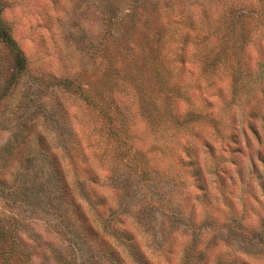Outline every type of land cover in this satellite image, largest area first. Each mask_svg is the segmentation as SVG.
Instances as JSON below:
<instances>
[{"label": "rangeland", "instance_id": "1", "mask_svg": "<svg viewBox=\"0 0 264 264\" xmlns=\"http://www.w3.org/2000/svg\"><path fill=\"white\" fill-rule=\"evenodd\" d=\"M0 8V264H264V0Z\"/></svg>", "mask_w": 264, "mask_h": 264}, {"label": "trees", "instance_id": "2", "mask_svg": "<svg viewBox=\"0 0 264 264\" xmlns=\"http://www.w3.org/2000/svg\"><path fill=\"white\" fill-rule=\"evenodd\" d=\"M0 39L1 41L6 44L9 47V50L12 54L13 57V67H14V71L12 74V80L10 82V85H12L11 83H13L16 78L18 77L19 74H21L24 70H26L27 68V60L25 58V56L23 55V53L19 50L15 40L13 39L12 35H11V30L10 27L4 22V20L2 19V10L0 8ZM165 82V81H164ZM218 164H216L215 166H217ZM214 166V171H216V173L219 175V173L221 174V172L223 171L222 169H224L223 167H215ZM220 170V172H219ZM213 171V173H214Z\"/></svg>", "mask_w": 264, "mask_h": 264}]
</instances>
